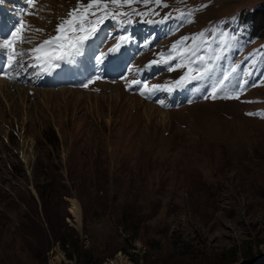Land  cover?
Masks as SVG:
<instances>
[{
	"label": "rangeland",
	"instance_id": "374dc122",
	"mask_svg": "<svg viewBox=\"0 0 264 264\" xmlns=\"http://www.w3.org/2000/svg\"><path fill=\"white\" fill-rule=\"evenodd\" d=\"M82 4L39 0L40 16L26 18L32 39L44 37L35 23L52 33ZM123 5L145 19L140 42L154 55L184 47L194 66L200 46L197 55L223 54L241 87L264 73V35L245 37L264 0ZM0 81V264H264V77L237 100L219 101L231 90L172 111L119 83Z\"/></svg>",
	"mask_w": 264,
	"mask_h": 264
},
{
	"label": "snow or ice",
	"instance_id": "6c2138e0",
	"mask_svg": "<svg viewBox=\"0 0 264 264\" xmlns=\"http://www.w3.org/2000/svg\"><path fill=\"white\" fill-rule=\"evenodd\" d=\"M27 2L29 5H33L34 0H27ZM110 2L118 7H121L125 3H132L133 0H110ZM156 2L159 3L160 0H156ZM94 6H97V11H103L105 12V15L110 14L106 11L108 7L107 3H103L102 0H90V2L83 7L82 12L80 11L79 7L77 9H74L69 13L70 18L58 25L57 32L59 33V35L52 37L49 40H45L38 47L31 50L34 59L37 61V65H43L40 68L42 72L50 71L53 67L59 66L58 63L54 62L67 61L71 57L75 56L77 53H79L80 48L82 47L84 42L97 32V28L94 25L99 24L102 21V18L98 20H92L89 18L90 16H95L96 14L95 12L90 11ZM77 13H79V15ZM188 15H191V13H189ZM18 23L19 26H17L16 24L12 25V28L14 30L10 31L9 36H5L3 39H0V50H4L5 52L7 68H12L14 65H16V58L23 55L22 52L18 51L15 48V45L18 43L26 42V37L22 35V32L28 26L23 24L22 22ZM0 28H2V21H0ZM69 33H71L72 35H69ZM126 39V37H120L121 41H125ZM120 47L121 44L117 43L108 51L109 53H115ZM192 71L193 68L189 67L188 72L191 73ZM6 75L9 79L13 78L7 73ZM196 78L200 77L185 75L180 78V81H177V84L179 85L181 82H186L188 80ZM136 83L139 84L140 81H136ZM84 86L87 87V84H85ZM144 87L147 88V85H145ZM159 87V85H153L152 89H157ZM152 89H149V92H151ZM218 91H223V87L221 86L219 90L216 87H213V99L216 98ZM205 98L207 99L208 97ZM225 98L232 97L227 96ZM236 98H238V96ZM248 115L255 114L248 113ZM261 115L262 118H264V114Z\"/></svg>",
	"mask_w": 264,
	"mask_h": 264
},
{
	"label": "trees",
	"instance_id": "16d2710c",
	"mask_svg": "<svg viewBox=\"0 0 264 264\" xmlns=\"http://www.w3.org/2000/svg\"><path fill=\"white\" fill-rule=\"evenodd\" d=\"M246 24H248L250 28L249 34L245 36L247 39L254 40L264 35V5L253 12L251 16L246 18ZM261 30L263 31V34H260ZM261 49V53L264 55V44L261 46Z\"/></svg>",
	"mask_w": 264,
	"mask_h": 264
},
{
	"label": "bare ground",
	"instance_id": "6f19581e",
	"mask_svg": "<svg viewBox=\"0 0 264 264\" xmlns=\"http://www.w3.org/2000/svg\"><path fill=\"white\" fill-rule=\"evenodd\" d=\"M35 39V38H34ZM34 39H32L31 41H33ZM0 83H3V81H0ZM2 85V84H1ZM7 86V85H6ZM71 212L76 216L77 219H79V209L77 208V206L75 204H73V207L71 209Z\"/></svg>",
	"mask_w": 264,
	"mask_h": 264
},
{
	"label": "clouds",
	"instance_id": "9594fccd",
	"mask_svg": "<svg viewBox=\"0 0 264 264\" xmlns=\"http://www.w3.org/2000/svg\"><path fill=\"white\" fill-rule=\"evenodd\" d=\"M141 100V99H140ZM150 104V103H149Z\"/></svg>",
	"mask_w": 264,
	"mask_h": 264
}]
</instances>
